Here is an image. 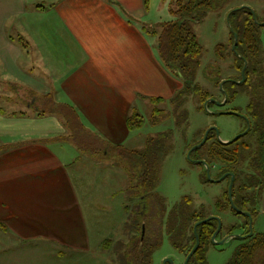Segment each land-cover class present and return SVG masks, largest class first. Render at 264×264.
I'll use <instances>...</instances> for the list:
<instances>
[{"label":"crops","instance_id":"obj_1","mask_svg":"<svg viewBox=\"0 0 264 264\" xmlns=\"http://www.w3.org/2000/svg\"><path fill=\"white\" fill-rule=\"evenodd\" d=\"M114 1L133 21L107 0H0V236L10 242L0 243V258L9 263L42 260L26 252L38 245L62 258L92 241L67 167L73 134L60 112L39 115L35 104L66 103L101 146L122 147L136 102L181 85L137 22L143 0Z\"/></svg>","mask_w":264,"mask_h":264},{"label":"rangeland","instance_id":"obj_2","mask_svg":"<svg viewBox=\"0 0 264 264\" xmlns=\"http://www.w3.org/2000/svg\"><path fill=\"white\" fill-rule=\"evenodd\" d=\"M242 6L252 9L259 23L264 22V0H225L217 8L207 11L203 17L199 15L198 18H201L199 21L189 22L192 32L202 47L201 55L197 59L190 60V75L187 71L184 72L189 81V90L181 92L174 98L172 97L175 93L171 90L167 94L169 98L159 102H151L150 98L145 102L138 100L135 110L141 115V126L132 130L122 149H110L106 152L95 136L89 137L85 130L69 129L73 135L76 133L78 142L73 140V144L68 147L72 162L67 163V167L75 183L83 214L90 226L89 233L92 239L90 248L84 251L65 250L64 257L56 255V258L53 251L46 249L44 245H38L37 248L26 252L35 254L36 257L40 256L42 260L27 258L23 263H9L11 260L7 255H1L0 264H56L47 263L54 259L63 262L60 264L135 263V260L128 261L124 252L129 248L130 241V244L134 243V238L139 233L138 231L136 233L134 224L128 217L130 212V217L137 219L139 212L135 198L140 183L138 178L144 170V167L135 161L139 154L144 156L146 169H149L143 189L145 191L154 187L152 195L155 199L161 200L164 209L163 222L158 231L159 244L149 256L151 263L144 264H163L165 258H170L173 264H182L184 256L173 244L176 242L181 245L187 243V240L182 232L170 236L169 229L171 219L176 215L174 209L180 205L184 196L190 199L185 209V216L191 210L206 217L214 214L219 216L223 230L215 241L227 233V226L243 222V217L229 208L222 212L216 209L215 201L227 190L229 185L227 181L205 182L202 179L203 167L196 164L194 158L188 156L189 149L200 141L203 132L209 127L213 126L217 129L218 134L214 135L215 138L228 141L241 133L245 126L242 116L247 114L245 107L252 95L247 94L248 85L236 81L241 73L235 65L240 64V60L233 49L227 20L229 10ZM171 8L177 9V0H150L148 8L145 9L146 17L138 19L137 22L142 26H153L156 34L152 32L150 35L156 41L162 24L177 16L171 12ZM194 15L196 16V13ZM256 37L260 47L258 69L262 70L264 69V26L258 28ZM218 44L221 45L219 52L216 49ZM178 77L179 80L181 79L180 82L184 81L183 77ZM222 80H232L235 83L229 81L223 83ZM224 89L238 91L231 103L223 107L210 103L207 109L204 106L201 108L198 99L200 92H208L210 99H216L224 93ZM25 92L21 93L24 98H32L34 95L29 91ZM17 94L20 95L18 92ZM4 96L8 97L11 103L18 99L16 94ZM256 97L258 100L264 99V91L261 88L257 90ZM44 99L45 97H42L39 100ZM35 105L38 111L50 112L39 102ZM230 107L237 108L241 114H216V111ZM154 109L157 111L154 112ZM60 115L68 127L64 113L60 111ZM241 139L252 141L250 135L246 134ZM201 150L198 149L197 152ZM241 157L244 159L245 168L247 152L241 151ZM212 175L214 177L213 172ZM249 180L246 181L249 186L246 190L247 194L256 192L258 187L257 185L254 191L255 180ZM125 207L128 208V213ZM256 207L258 212L251 218V230L252 233H264V211L258 204ZM170 216H172L169 218L170 222L166 225V220ZM185 216H179L178 220L185 219ZM96 225L99 232L95 229ZM94 231L98 233L97 236H94ZM240 232L238 228L232 234H240ZM97 239L103 240V245L106 247L102 248L101 244L98 245ZM240 242V238H230L223 244L213 242L208 244L203 252L205 262L225 264ZM0 243L10 244L1 236ZM2 246L7 247L5 244ZM18 250L16 256H19ZM40 261L44 263H39Z\"/></svg>","mask_w":264,"mask_h":264},{"label":"trees","instance_id":"obj_3","mask_svg":"<svg viewBox=\"0 0 264 264\" xmlns=\"http://www.w3.org/2000/svg\"><path fill=\"white\" fill-rule=\"evenodd\" d=\"M107 1L116 4L122 10V13L125 16L127 15L116 1ZM224 1L225 0H177V9L173 10V8H171V12L177 15L176 18L170 21H165L162 24L155 42L156 51L160 61L163 66L171 71L172 74L177 77L181 76L184 79L183 82L181 81L179 89L175 91V95H173L172 98L178 96L181 92L189 90V81L184 72L187 71L188 74L190 73V60L197 59L202 52V47L196 39L195 34L192 32L189 22L199 21L201 19L198 18L199 15H202L203 17L207 11L217 8L220 4H223ZM149 3L150 0H143L145 9L148 8ZM194 13H196V16ZM127 20L133 21L128 15ZM227 20L231 30L232 44H234L235 41L234 34L236 35V44L233 49L238 54L240 60V64L235 65L241 73L238 80H240V84L249 86L247 94L252 95L245 107V110L247 111L246 116L249 120V128L245 134L250 135L252 141L242 140L239 136L236 141L233 140L234 142L231 146H228L219 142L217 138L214 137V135H216L215 131L211 130L207 135L205 142L198 148L202 150L197 152L198 149H194L190 153L189 158L202 157L206 160L207 164L211 165L215 163L219 168L221 167L220 163L229 165L230 170L234 173V182L231 189V200L233 205L238 209L248 211L253 218L258 212L256 205L258 204L259 197L264 188V99L259 98L258 100V97H256V92L259 88L264 91V69H258V64L260 63V60L258 59L260 47L259 40L256 37L258 28L264 26V22L259 23L253 10L246 6L229 10ZM141 29L147 34H152V32L156 34V30L153 26L144 25L141 26ZM220 47V44L216 46L218 52ZM227 81L230 82L231 80H226L224 82ZM231 83H235V81H231ZM237 93V90L224 89V93L220 95V97H224V94H226L227 102H229L234 99ZM198 99L202 105H200L201 108H203L204 103L210 99L209 93L200 92ZM161 100H163L161 97H150L151 102H159ZM261 101H263V104H261ZM209 105L210 102L208 103V106ZM43 106L49 109L50 112L54 111L53 113H58L60 111L63 112L69 129H76L79 131L85 130V132H87L82 123L79 122L78 115L72 106L66 103L55 102H53V105H49L47 101H44ZM234 110L238 111L237 108ZM156 111L157 109H154V112ZM44 113L45 111L40 110L38 114L42 115ZM221 113L222 112L218 111L216 114ZM141 122V115L133 109L132 113L128 115L126 120L127 128L129 130L138 128L141 126ZM87 135L91 137L90 135L92 134L87 132ZM73 137L74 141L78 142L76 133ZM104 148L106 152L110 149H122L120 146H105ZM241 151H246L248 156L245 168L243 167L245 163L244 159L241 157ZM138 157L142 161L141 165L144 167V170H142L138 178L140 183L135 198L139 211L137 219L130 217L128 208L125 207V211H127V213L129 212V220L133 222V227L136 233L137 231L139 233L134 238L133 244H130V241L128 245L129 248L125 250L124 255L128 258V261L135 260L140 262L138 264H144L151 263L149 256L152 255L154 249L159 244L160 235L158 230L163 222L162 214L164 209L161 200L157 198L155 199L152 195L154 187H150L153 189L149 188L144 191L143 185L148 178L149 169H146L147 166L144 156L139 154ZM137 163L140 164V161L138 160ZM249 179H252V181L255 180L254 191L257 185L258 187L256 192L247 194L246 190L249 186L246 184V181ZM181 200L180 205L174 209L176 215L171 219L169 235L172 236L179 232L184 234L187 243L180 245L175 242L173 245L179 252L186 256L195 243V235L193 231L194 224L197 221L204 219L206 216L200 215L199 212L195 210L188 211L185 216V209L190 199L189 197L184 196ZM215 203L216 209L219 212L225 211L229 208L232 212L239 215L229 203L227 190L223 192ZM181 215L185 216L186 220H178V217ZM171 217L172 216L168 217V219ZM242 217V223H233L232 225L227 226V233L229 234L235 232L238 228L240 229L241 227H244V234H246V237L241 240L239 245L235 248L231 258L225 264H264V233H252L251 235H247L250 231L248 218L244 216ZM168 219L166 220V225L170 222V219L169 221ZM216 225V221L210 219L197 226L196 229L199 237V246L187 264H207L203 252L205 247L212 243L211 235L214 232ZM0 226L3 227L2 224H0ZM142 227L144 228V232H142ZM189 240L191 241L190 243L188 242Z\"/></svg>","mask_w":264,"mask_h":264},{"label":"flooded vegetation","instance_id":"obj_4","mask_svg":"<svg viewBox=\"0 0 264 264\" xmlns=\"http://www.w3.org/2000/svg\"><path fill=\"white\" fill-rule=\"evenodd\" d=\"M224 81H226V80H222V82L224 83ZM232 81V80H231ZM230 81V82H231ZM236 81H238L239 83H240V80H236ZM226 94H224V97L222 98V97H219V98H216V99H208L206 102H207V106H208V103L210 102V103H214V104H216V105H219L220 107H223V106H225V105H228V103H231V101H229V102H227L228 100H227V98H226V96H225ZM164 100V99H163ZM205 102V103H206ZM204 103V104H205ZM235 109V107H230V108H227V109H225V108H222V109H220V110H218L219 112H222V113H225L226 111H233L232 113H230V114H237V115H239V114H241V112H239V111H236V110H234ZM218 111H216V113L218 112ZM221 113V114H222ZM225 114H229V113H225ZM243 118H244V121H245V126H244V128L241 130V133H239L238 135H236V136H240V137H243V135L248 131V128H249V120H248V117L246 116V114H243V116H242ZM208 129H210L209 131H208V133H207V135L209 134V132L211 131V130H214L215 131V134H218V131L216 132V128L215 127H213V126H211V127H209ZM207 129V130H208ZM216 129V130H215ZM247 129V130H246ZM206 130V131H207ZM246 130V132L244 133V131ZM206 131H204L203 132V135H202V138H203V136H204V133L206 132ZM235 136V137H236ZM207 137V136H206ZM234 137V138H235ZM238 137L236 138V139H234V138H232V139H234V141H236L237 139H238ZM202 138L200 139V141L202 140ZM232 139H230V140H228V141H226V139H223V141H221V140H218L219 142H221V143H223V144H225V145H228V146H231V144L234 142ZM200 141H198V142H196L197 144L198 143H200ZM205 142V141H204ZM203 142V143H204ZM202 143V144H203ZM196 145V144H195ZM200 146H202V145H200ZM199 146V147H200ZM199 147H197V149L199 148ZM191 149V148H190ZM190 149H189V151H190ZM196 149V148H195ZM194 150V149H193ZM193 150H191L190 152L188 151V156L190 155V153L193 151ZM138 156V155H137ZM140 161V164H141V160H140V158L139 157H137V158H135V161L137 162V161ZM193 161L196 163V164H199V165H201L202 167H203V174H202V179L205 181V182H219V181H221V180H226L227 181V183L228 184H230V182H231V174H232V176H233V179H232V185H233V182H234V173H233V171H231L230 170V166L229 165H225V164H222V163H220L221 164V167L219 168V166L218 165H215V163H213V164H211V165H209V164H207V162H206V160L204 159V158H194L193 159ZM204 162H205V164H204ZM208 168V169H207ZM214 168V169H213ZM207 172H209V175H210V178L211 179H209L208 177H207ZM212 172H213V174H214V177H213V175H212ZM232 185H231V189H232ZM228 187H229V185H228ZM228 187H227V192H228V198H229V203H230V197H231V191H230V197H229V191H228ZM231 199H232V197H231ZM232 201V200H231ZM232 204H233V202H232ZM230 205H231V203H230ZM232 206V205H231ZM234 206V205H233ZM233 206H232V208H233ZM237 208V207H236ZM234 209V208H233ZM238 209V208H237ZM236 210V209H235ZM239 210H241V209H239ZM241 211H243V212H248V211H244V210H241ZM237 212V211H236ZM239 215H242V216H244V217H247L248 218V223H249V217L247 216V215H245L244 213H239V212H237ZM251 215V214H250ZM213 216H216V217H218L219 218V216H217V215H212V216H207V217H205V218H208V217H213ZM204 218V219H205ZM252 218V217H251ZM220 219V218H219ZM202 220V219H201ZM210 220V219H209ZM212 220H215L216 221V224L218 225V223H217V220L216 219H214V218H212ZM221 221V220H220ZM242 223V222H241ZM217 225H216V228H215V230H214V232L216 231V229H217ZM144 229V228H143ZM223 230V226H222V223H221V226H220V229H219V231H218V233H217V235H216V237L217 236H219L220 235V232ZM240 230H241V232H240V234H238V235H241V240H243L245 237H246V234H244V227H241L240 228ZM159 231V230H158ZM142 232H144V230H142ZM213 232V233H214ZM212 233V234H213ZM230 235H232V233L231 234H229V233H225L223 236H221V238L219 239V240H221V239H223V238H225V237H228L227 239H226V241L228 240V239H230ZM247 235H248V233H247ZM142 238V237H141ZM216 239V238H215ZM218 239H217V241H219ZM212 241V240H211ZM195 244V243H194ZM192 249V248H191ZM189 253V252H188ZM195 253V252H194ZM193 253V254H194ZM183 254V253H182ZM183 256H184V259H183V261H182V264L184 263V260H185V258H186V256L183 254ZM165 259H170V258H165ZM163 260V262L162 263H166V264H169V261L168 260ZM171 260V259H170ZM172 261V260H171ZM135 263H138V261H135ZM172 263H173V261H172ZM189 263V262H188Z\"/></svg>","mask_w":264,"mask_h":264},{"label":"water","instance_id":"obj_5","mask_svg":"<svg viewBox=\"0 0 264 264\" xmlns=\"http://www.w3.org/2000/svg\"><path fill=\"white\" fill-rule=\"evenodd\" d=\"M234 37H235V41H234V44H233V48H234V46H235V44H236V35H235V34H234ZM244 68H245V65H244ZM244 68H243V69H244ZM204 107L207 109V102L204 104ZM232 112H233V111H226L225 113H229V114H230V113H232ZM209 130H210V129H208V130L204 133V136H203L202 140L200 141V143L194 145V146L190 149V151L193 150V149H195V148H197V147H199L200 145H202V143H203V142L205 141V139H206V136H207V133H208ZM215 130H216V129H215ZM246 130H247V129H246ZM246 130L244 131V133L246 132ZM216 132H217V130H216ZM237 137H238V136H236L234 139H236ZM234 139H232V140H234ZM190 151H189V152H190ZM204 164H205V162H204ZM207 169H208V168H207ZM207 177H208L209 179H211V178H210V175H209V172H207ZM232 179H233V176H232V174H231V182H232ZM231 182H230L229 187H228L229 197H230V191H231V185H232ZM230 203H231V205L233 206L232 201H231V197H230ZM233 208L236 209L237 212H239V213H244L245 215H247V216L249 217V223H248V225H249L250 231H249L248 235H251V234H252V230H251V215H250V213H249V212H243V211L237 209L235 206H233ZM212 218L216 219V220H217V223H218L216 231L211 235V240H212V242H213L214 244H223V243L226 241V239L228 238V237H225V238H223V239H221V240H219V241H215L216 235H217V233H218V231H219V229H220V226H221V221H220V219H219L218 217L213 216V217H208V218H205V219H202V220L197 221V222L194 224V227H193V231H194V235H195V244L193 245L192 249H191V250L189 251V253L187 254V256H186V258H185L183 264H187V263H188L189 259L191 258V256L193 255V253L196 251V249H197L198 246H199V237H198L197 229H196L197 226H198L200 223L206 222L207 220L212 219ZM142 230H144L143 227H142ZM230 238H238V239H239V238H241V235H238V234H232V235H230ZM165 260H168V261H169V264H173L172 261H171L170 259H165ZM163 264H166V263H163Z\"/></svg>","mask_w":264,"mask_h":264}]
</instances>
